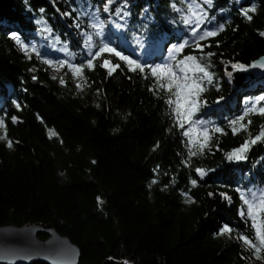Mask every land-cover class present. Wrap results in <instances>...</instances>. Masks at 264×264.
<instances>
[{
    "label": "trees",
    "instance_id": "16d2710c",
    "mask_svg": "<svg viewBox=\"0 0 264 264\" xmlns=\"http://www.w3.org/2000/svg\"><path fill=\"white\" fill-rule=\"evenodd\" d=\"M189 1L113 0L105 11L107 0H0L5 125L0 136L5 130L7 135L0 140V225L51 224L79 247L77 264L107 258L133 264H259L248 254L264 263L234 239L254 237L252 221L240 215L241 192L264 189V140L251 146L245 160L227 159L264 128V115L256 113H249L241 121L246 129L235 134L231 124L264 96V69L257 73L250 66L264 56V0L203 2L207 16L198 31L220 25L223 30L199 41L202 49L195 46L194 24L184 23L192 18ZM253 5L248 20L241 10ZM108 21L111 27L105 26ZM118 23L124 25L120 41L113 33ZM12 31L25 41L35 33L46 42L57 40L67 60L85 65L84 79L64 67L61 83L36 54L25 55ZM184 42L177 59L197 56L213 74L197 98L192 121L202 123L195 125L180 126L167 103L169 93L157 90L147 68L130 71L107 52L87 67L103 43L154 67ZM105 59L119 65L112 75L101 66ZM75 77L87 81L83 90L75 87ZM202 127L210 139L190 156L189 148H196L189 140L198 143ZM49 130L56 135L49 138ZM224 225L231 233L218 234Z\"/></svg>",
    "mask_w": 264,
    "mask_h": 264
},
{
    "label": "snow or ice",
    "instance_id": "6c2138e0",
    "mask_svg": "<svg viewBox=\"0 0 264 264\" xmlns=\"http://www.w3.org/2000/svg\"><path fill=\"white\" fill-rule=\"evenodd\" d=\"M113 0H107V3L104 6V10L108 11V6L111 4ZM208 5H211L212 0H206ZM120 11V10H118ZM255 6L253 5L251 8H245L241 10V14L245 16L248 20H251L252 17L249 15V12H254ZM43 12V9H41ZM207 13L203 10L201 11H194L192 12V18L185 19L184 23L186 25H193L191 27V32L194 36L197 37L195 46L197 48L202 49L203 46L199 43V41H203L208 37H214L218 35L219 31L223 30V25H220L217 30H203L202 32L198 31L201 27V24L205 22V17ZM264 35V33H261ZM14 39L17 40L19 47L22 51H24L25 55L29 53H35L37 56L40 55L35 45L29 46L26 43H23L19 40L18 37L14 36ZM91 37H89V46H91ZM187 42L181 43L177 46H173L171 52L173 53L169 60L163 64H158L154 67L146 66L139 63L137 60L131 59L128 56L123 55L121 52L117 51L115 48L111 47L108 43H103L98 47V50L91 56L90 59L87 61V67L93 68L94 64L93 61L96 60L98 57L105 52L112 53L115 56L119 57L120 60H123L129 66L130 71H140L145 72L146 68L150 74L156 78V87L157 90H165L169 93V99L167 103L171 106V110L176 117L177 122L183 127L184 124H193L202 123V122H195L192 121L193 113L198 110L199 102L198 97L201 92L205 90L203 82L206 80L209 84L213 81V74L208 71V67L200 62L201 58H198L194 55H187L181 59H177V53L182 52L185 48ZM205 55L211 56L212 53H206ZM46 64L49 67L54 68L55 70L59 71L61 68L67 67L68 69L72 70L74 76H80L81 79L83 78V69L85 65L81 64L76 66L72 64L69 60H61L58 64L52 60H45ZM102 67L108 69V74L112 75V73L119 67V65H113L107 59L103 61ZM250 66H259L264 67V64H256ZM233 69H244L245 65L241 64H233ZM230 75V73H229ZM57 77H53L56 79ZM35 79V77H33ZM60 82L64 83L62 77H60ZM77 88L83 90L85 86H87V81L84 80V83H77ZM260 101H264V96L260 97L256 103H253L251 107H249L243 116L238 117L236 120L231 121L233 127V134L238 132L241 129H246L247 124L241 123L245 119V117L249 113H256L259 115H264V106H258ZM19 107V105H17ZM16 118L13 117V121L15 122ZM251 123V121H248ZM239 124V128L235 127V125ZM5 125L2 120H0V128H4ZM213 132H221L222 129L220 128H213ZM56 133L53 130H49V138L55 136ZM185 136H190L191 131L185 130ZM202 135V139L199 137ZM199 142H194L189 140V144L193 145L196 150L194 151L192 147L189 148V155L195 156L199 151H202L204 147L207 146V142L210 139L209 136V129L207 127H202L197 134ZM0 140H7L6 130L3 136H0ZM264 140V128L261 129L258 135L251 137L249 140H246L239 148L234 149L232 152L227 154V159L229 160H245L246 153L250 150L252 145H255L257 142ZM8 147H12V141H8ZM196 172L202 177L205 175L204 169H196ZM155 183V181H153ZM196 180H192V184L196 185ZM239 191V190H238ZM185 195H187L185 193ZM211 195V193H210ZM221 195L226 198L225 193H221ZM241 200L244 204V209L241 210V216H247L248 219L252 221V227L255 230L254 237L249 238L241 234L238 238L249 248L252 250L253 255L256 258H264L261 257V253L264 252V189H260L258 191L249 189L247 192H241ZM98 204H102L103 201L100 197H97ZM188 202H192L191 199H188ZM259 221V222H258ZM232 229L228 225H224L218 234H227L231 233ZM124 264H128L127 261Z\"/></svg>",
    "mask_w": 264,
    "mask_h": 264
},
{
    "label": "water",
    "instance_id": "95a60500",
    "mask_svg": "<svg viewBox=\"0 0 264 264\" xmlns=\"http://www.w3.org/2000/svg\"><path fill=\"white\" fill-rule=\"evenodd\" d=\"M256 64H264V56L251 63ZM251 69L258 73L264 67L251 66ZM40 233L46 234V237H39ZM79 256V247L51 224L36 222L19 226L0 225V263L30 264L40 260L50 264H77ZM124 262L107 258L101 264Z\"/></svg>",
    "mask_w": 264,
    "mask_h": 264
},
{
    "label": "rangeland",
    "instance_id": "374dc122",
    "mask_svg": "<svg viewBox=\"0 0 264 264\" xmlns=\"http://www.w3.org/2000/svg\"><path fill=\"white\" fill-rule=\"evenodd\" d=\"M236 1H240V0H236ZM203 2L207 4L206 0H191L188 2L189 14L191 17H192V12H194V11H201V10L206 11L205 6L203 5ZM92 16H93V21L95 23L94 25H96L95 20L97 17V13L94 12L92 14ZM105 26L111 27V23L108 21V23L105 24ZM123 28H124L123 23H118L113 28V33L116 36V39L119 41L121 40V35H122L121 33H122ZM11 34L15 37H18L21 42L26 43L29 46L35 45L38 52L40 53L38 58H39V61L41 62V65L43 67L47 68L48 70H50V72L53 73L54 75H56L58 77H62L63 80L65 79L63 68H61L59 71H57L54 68L49 67V65L44 62L45 60H52L58 64L59 61L66 59L63 48L59 44L56 43L57 40H53L52 38H49V41L46 42L44 38L40 37L38 34L35 33V34H31L29 36L28 41H25L16 32L12 31ZM124 45H126V44H124ZM165 62H163V63H165ZM163 63H161V64H163ZM70 71L72 72V70H70ZM73 80H74L73 82L75 84V87H77L76 86L77 83H82V81L77 77H75ZM43 238H45V237H43ZM234 239L238 242H242L238 237H235ZM247 258L254 261V262H258L259 264H264L262 262H259L257 259H255L254 257H252L249 254L247 255Z\"/></svg>",
    "mask_w": 264,
    "mask_h": 264
}]
</instances>
